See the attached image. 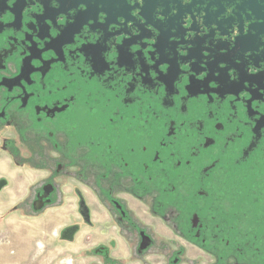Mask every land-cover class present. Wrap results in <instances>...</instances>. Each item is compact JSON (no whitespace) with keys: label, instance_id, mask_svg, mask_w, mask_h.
Returning <instances> with one entry per match:
<instances>
[{"label":"flooded vegetation","instance_id":"af4514ba","mask_svg":"<svg viewBox=\"0 0 264 264\" xmlns=\"http://www.w3.org/2000/svg\"><path fill=\"white\" fill-rule=\"evenodd\" d=\"M0 151L92 264H264V3L0 0Z\"/></svg>","mask_w":264,"mask_h":264},{"label":"rangeland","instance_id":"374dc122","mask_svg":"<svg viewBox=\"0 0 264 264\" xmlns=\"http://www.w3.org/2000/svg\"><path fill=\"white\" fill-rule=\"evenodd\" d=\"M7 163L6 154L0 151V166ZM8 166L10 184L0 193V264H92L88 258L87 229L79 234L80 241L61 242L59 230L69 221L58 218L54 203L49 210L32 212L29 205L33 199L26 192L24 168H13L10 163ZM31 175V185L37 187L40 173ZM72 213V207L63 212L67 216ZM94 261L96 264L99 259Z\"/></svg>","mask_w":264,"mask_h":264},{"label":"water","instance_id":"95a60500","mask_svg":"<svg viewBox=\"0 0 264 264\" xmlns=\"http://www.w3.org/2000/svg\"><path fill=\"white\" fill-rule=\"evenodd\" d=\"M249 1H252L253 3H254V5L257 3L258 4V2H260V3H264V0H249ZM253 9L251 10L250 8L247 10V12L249 13V14H253ZM5 181L3 180V181H1L0 182V189L5 185V183H4ZM38 200H39V198H38ZM36 210H37V208H35ZM67 232H68V237H70V236H72L73 234H74V232H75V228L74 227H70L68 230H67ZM66 241H68V242H71V239L69 238V239H67L66 238Z\"/></svg>","mask_w":264,"mask_h":264}]
</instances>
